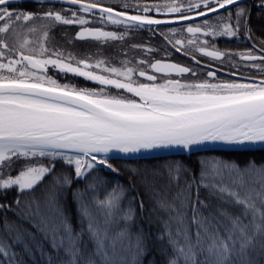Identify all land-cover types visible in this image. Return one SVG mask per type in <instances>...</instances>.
<instances>
[{
    "label": "trees",
    "instance_id": "trees-1",
    "mask_svg": "<svg viewBox=\"0 0 264 264\" xmlns=\"http://www.w3.org/2000/svg\"><path fill=\"white\" fill-rule=\"evenodd\" d=\"M73 78L61 71L56 83L76 86ZM93 92L88 95L96 96ZM35 153L46 156H20L0 165V264H264V147L108 159L121 162L123 171L94 166L96 176L87 181L74 177L75 165L65 158L47 157L66 152ZM148 163L157 176H170L165 194L176 205L159 206L166 212L159 215L161 223L169 226L161 233L152 230L159 208L147 199L140 202L132 180L123 177ZM232 170L252 172L253 180L243 174L227 180ZM27 175L38 176L32 188L13 183ZM83 201L90 215L82 212ZM38 205L43 209L32 208Z\"/></svg>",
    "mask_w": 264,
    "mask_h": 264
},
{
    "label": "flooded vegetation",
    "instance_id": "flooded-vegetation-1",
    "mask_svg": "<svg viewBox=\"0 0 264 264\" xmlns=\"http://www.w3.org/2000/svg\"><path fill=\"white\" fill-rule=\"evenodd\" d=\"M230 1L0 0V57H19L14 70L5 69L22 75L11 79L7 70L0 73L6 80L29 78L57 88L78 87L84 94L92 89L100 98L127 102L138 100L137 94L119 83L186 98L264 92V65L259 63L264 62L263 0H245L204 19L177 22ZM221 13L223 17L215 16ZM26 56L47 71L30 68ZM48 59L98 78L60 70L47 64ZM158 61L189 71L158 73ZM61 71L72 75L77 85L56 83ZM239 84L249 87L241 89Z\"/></svg>",
    "mask_w": 264,
    "mask_h": 264
},
{
    "label": "water",
    "instance_id": "water-1",
    "mask_svg": "<svg viewBox=\"0 0 264 264\" xmlns=\"http://www.w3.org/2000/svg\"><path fill=\"white\" fill-rule=\"evenodd\" d=\"M243 1L232 0L177 22L204 19ZM24 59L36 71L48 69L32 57ZM154 70L164 74L189 71L164 61L154 63ZM0 147L66 152L82 155L84 161L262 148L264 92L180 111L137 114L109 107L80 92L31 83L29 78L0 81Z\"/></svg>",
    "mask_w": 264,
    "mask_h": 264
},
{
    "label": "rangeland",
    "instance_id": "rangeland-1",
    "mask_svg": "<svg viewBox=\"0 0 264 264\" xmlns=\"http://www.w3.org/2000/svg\"><path fill=\"white\" fill-rule=\"evenodd\" d=\"M18 57V56H17ZM8 58L10 60H8ZM17 60V61H16ZM9 61V62H8ZM13 63V65L11 64V62ZM19 62V57L15 58V57H0V71H4L7 70L5 68H8L9 70L15 69V65ZM47 64L50 65H54L56 66L58 69H62L63 71H67L69 69H71V71H77V72H85L83 69L75 67L71 64H68L64 61H59V60H54V59H48L46 60ZM11 64V65H10ZM7 70V71H9ZM6 74H9L11 77V79H17L18 75H22L21 73H16V72H7ZM88 76H92L93 78L97 79L98 75H96L95 73H90V72H85ZM2 78H5V75ZM23 77V76H22ZM39 84L43 85V82H38ZM121 87H125V89H128L130 91H133V93L139 96H134L135 98H137L138 100H136L135 102L131 101V102H127V101H114V100H107L104 98H100L98 97V95L96 94V96H89L92 99H95L97 101H100L104 104H107L109 107H114L116 109L128 112V113H141V114H146V113H159V112H166V111H180L182 109H187V108H191V107H196L197 105H209V104H213V103H218V102H225L228 100H232V99H236V98H242L245 96H249L252 94H259V93H263V92H254V93H249V94H232V95H223V96H207V97H202V96H198V97H191V98H186L183 96H177V95H170V94H161V93H156L154 91H149L147 89H142V88H135L133 86L130 85H126L123 83H119ZM241 89L247 88V86L249 87V85L246 84H239L238 85ZM237 86V87H238ZM96 93V91H94ZM93 92V94H94ZM85 95V94H84ZM132 100V99H131ZM36 151H26L25 149H21V148H11V147H0V165L4 164V162L6 160H11V159H17L18 157H27L26 159H31V158H36V157H40L43 156L45 157V154H36ZM52 156V157H51ZM51 156H47L50 158H65V160H68V162L72 163L75 165V170L73 172H75L74 177L75 178H84L85 181L91 179L92 176H96V171L91 172L94 168V166H98V165H102L103 163H101V160H99V162L97 160H91L89 159L87 162L84 161V159L81 156L78 155H72V154H67V155H51ZM104 166L106 165L107 168H111L114 171L120 172L117 169L119 168V166L121 165V162L118 161H113V162H109L107 160H105V163L103 164ZM151 163L148 164H143L140 165L139 167H143L140 170H137V172L133 171V169H129L130 171V175H128L127 173L123 174V177H127L128 179H131L134 185V190H137L138 194H139V201L145 203V199L149 200L150 203H153V205H156V208L158 209L159 206H163L165 209L168 208L167 205L170 206V208H174L176 205H174V202L167 199L166 197V192L169 189V186L167 185V177L170 176H166L165 173L164 174H160V176H157L155 174V172H151L149 171L151 168ZM214 167L216 168L215 173H218L221 175V169L219 170V168H221L218 165L214 164ZM117 168V169H116ZM129 168V167H128ZM91 170V171H90ZM119 170H122V167L119 168ZM91 172V173H90ZM134 173V174H133ZM88 174V175H87ZM241 174L244 175V180L247 179V181H251L253 180L252 177V172H245V171H233L230 173L226 174V179L227 180H232L233 177H236L238 175L241 176ZM133 175V176H132ZM38 176L35 175H27V176H22L21 178L16 179L15 181H13V183H18V185L21 186L22 189H30L32 188L36 183ZM116 196V197H115ZM113 197H110L111 199L114 198V200H116L117 195H115ZM109 199V198H108ZM110 199V200H111ZM109 200V201H110ZM144 200V201H143ZM42 201V199H41ZM40 201V202H41ZM86 201V200H85ZM167 201H170V204H167ZM48 202V201H47ZM148 202V203H149ZM79 203V202H78ZM81 203V208H82V212L85 213V215H90V212L93 211L91 208L89 209V206L87 204L82 202ZM79 203V206H80ZM138 203V201H137ZM39 204V203H38ZM52 204V203H50ZM136 204V203H135ZM134 204V205H135ZM56 205V204H55ZM70 205V203H69ZM86 205V206H85ZM174 205V207H172ZM162 207V208H163ZM33 209L37 208V209H43V207L38 206H32ZM113 208V206H112ZM160 209V213L158 212L157 215L158 217L156 218L155 221V227L152 228V230L157 231L158 233H161L162 231L165 230V228H169L168 224H162L161 223V217L159 215L162 216V213L165 214V210L164 209ZM137 211V209H135ZM63 212V210H61ZM78 211V210H77ZM119 213V216L121 215V211L117 210ZM34 212V210H33ZM74 214V213H73ZM79 215V213H78ZM175 215V214H174ZM37 216V215H36ZM38 217V216H37ZM167 217V216H166ZM145 218H147V216H145ZM69 219H71L72 221L74 220L72 215H69ZM148 219V218H147ZM160 219V220H159ZM94 220V219H93ZM95 221V220H94ZM152 222V220L150 221ZM110 225L111 222H110ZM106 229L110 228V227H105ZM123 232H135L136 229H125L122 228ZM143 233L144 232H150V229H142L140 230ZM123 241H125V236L122 239ZM122 243V244H121ZM120 246L123 245V242H119L118 243ZM151 244V243H150Z\"/></svg>",
    "mask_w": 264,
    "mask_h": 264
}]
</instances>
